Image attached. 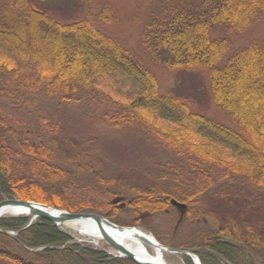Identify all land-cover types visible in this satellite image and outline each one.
<instances>
[{
    "label": "trees",
    "instance_id": "1",
    "mask_svg": "<svg viewBox=\"0 0 264 264\" xmlns=\"http://www.w3.org/2000/svg\"><path fill=\"white\" fill-rule=\"evenodd\" d=\"M261 16L264 0H164L142 32L143 49L155 64L169 71L207 73L214 105L236 129L195 112L186 100L163 93L155 74L119 41L104 34L93 18L63 24L32 0H0V94L59 97L62 102L91 96L108 108L106 120L111 127H137L186 160L189 176L181 174L175 184L181 179L184 184H174L172 191L132 190L122 185L121 178L100 181L118 190L108 191V197L133 193L127 206L136 214L165 212L173 208L171 199L184 204L189 214L209 189L224 193L227 204L241 202L237 208L242 219L231 223L213 212L200 213L212 231L203 234L201 251L195 255L201 264L209 258L232 263L240 249L249 253L264 249V227L245 218L252 206L244 192L230 195L233 188L228 184L214 187L215 181L237 178L264 189V42L254 41L218 64L231 39ZM96 19L113 23L110 7L102 6ZM220 28L226 29L227 37L213 38V31ZM54 160L52 149L35 141L24 124L0 108V202L16 198L73 214L102 215L91 198L63 193L69 185H77L78 172L93 171L89 163L75 159L77 172ZM213 176L218 178L212 180ZM117 212L115 204H110L105 216L113 221ZM27 222L0 219L1 229L19 232L16 238L0 233V261L135 264L89 247L67 248L69 237L49 222L39 219L22 230ZM216 236L235 244L212 239ZM160 242L170 247L168 241ZM185 258L186 264H192Z\"/></svg>",
    "mask_w": 264,
    "mask_h": 264
},
{
    "label": "rangeland",
    "instance_id": "2",
    "mask_svg": "<svg viewBox=\"0 0 264 264\" xmlns=\"http://www.w3.org/2000/svg\"><path fill=\"white\" fill-rule=\"evenodd\" d=\"M32 1L45 8L53 18L63 24L93 18L96 26L104 34L119 41L155 74L163 93L186 100L195 112L236 129L231 119L214 105L205 71L198 69L165 70L152 62L144 51L141 44L142 32L151 18L159 11L164 0ZM104 5L112 10L114 21L111 24L96 19L97 13ZM227 35L225 28L214 30L212 33L215 39L224 38ZM254 41L264 42L263 16L245 32L231 39V47L218 65H222L230 55ZM14 95L0 94L2 112L15 117L26 126L35 141H42L52 149L56 158L53 161L54 164L77 171L73 161L82 158L92 167L93 171L89 173L77 171L79 174L76 180L77 185H69L63 193L91 198L94 204L102 210V215L99 213L97 215L107 220L109 219L105 215L110 212V204H115L119 212L113 221L109 220L111 223L124 228L137 227L152 235L161 245L163 244L160 240L168 241L170 247H167L169 248L195 254L201 251L199 246L202 244L203 234L212 231L210 222L200 215L202 211L213 212L228 223L242 219L238 214L239 208H237L241 202L227 204L226 198L223 197L224 193L217 191L214 194L210 189L203 194L204 196L191 213H185L183 221L177 227L179 214L174 207L162 213H134L127 206V202L134 198V194L108 197V191L118 190L104 184L100 179L106 181L121 178L122 185L132 190L158 187L172 191L175 185L184 184L185 180L182 179L175 184L181 174L183 177L189 176L186 172L189 170L186 160L137 127L127 126L121 129L111 127L106 120L108 108L91 96H83L74 102H62L59 97L27 96L23 93ZM214 174L219 175L216 172ZM215 177L217 176H213L212 180ZM223 184H228V187L233 188L230 195L244 192L252 206V210L245 218L264 227V189L237 178L231 181H215L214 187L219 188ZM15 199L4 198L1 202ZM115 200L117 201L114 202ZM31 218L0 217L6 221L27 219V224ZM137 218L138 222L134 223ZM37 220L39 219L34 220L31 225ZM69 239L71 241L67 243V248L76 244L83 248L89 247L103 251L107 255L115 254L113 247L104 240L99 245H95L82 237L71 238L70 235ZM180 245L190 247V249H178ZM41 250L42 248L36 249L34 252L38 253ZM239 252L236 256L238 258L232 263L209 258L205 260V264H264V249L256 253H249L242 249ZM185 259L184 256L179 255H164L166 264H186ZM0 264L11 263L0 261Z\"/></svg>",
    "mask_w": 264,
    "mask_h": 264
},
{
    "label": "water",
    "instance_id": "3",
    "mask_svg": "<svg viewBox=\"0 0 264 264\" xmlns=\"http://www.w3.org/2000/svg\"><path fill=\"white\" fill-rule=\"evenodd\" d=\"M116 201L117 200H115L114 202H116ZM170 204L178 211V214H179L178 221L176 224V227H177L182 222L187 208L184 204L179 203L174 199L170 200ZM11 207H17V208L27 209V210L31 211L32 218H31L30 222L22 230L28 228L34 220L42 219V220L49 222L51 224V226L56 228L59 232L64 233L70 237L71 232H70V228L67 227V224L74 223V222H81V221H92V222L96 223L99 226V228L101 229V231L103 233L104 241L108 242L114 249L115 254L109 253L108 254L109 256L127 259V260L134 262L135 264H166L161 260H157L154 262L142 261L137 256L133 255L130 252H127L123 247H121V245L117 244L116 241L111 237V235L108 234L106 231L107 228L123 229V230H129V229H131V230L137 229L138 230L139 228H137V227H133V228L119 227V226L111 223L106 218L101 217L97 214H93V213L73 214V213H69L67 211L55 209L53 207H50V206H47V205H44L41 203L30 202V201H21L18 199L1 202L0 203V217H1V213H3L4 211L8 210ZM14 217H16V216H14ZM23 217H28V216H23ZM0 233L5 234V235H9L12 237H16L19 232L13 233V232H10V231H7L5 229L0 228ZM71 238H73V237H71ZM152 238H153V236H152ZM212 239L235 244L233 241L226 239V238H223V237H217L216 236V237H212ZM155 243L162 251L166 252L169 255L185 256L188 259H190L192 264H201L199 258L195 254H193L189 251L172 249V248H169V247H166V246L159 244L156 240H155Z\"/></svg>",
    "mask_w": 264,
    "mask_h": 264
},
{
    "label": "bare ground",
    "instance_id": "4",
    "mask_svg": "<svg viewBox=\"0 0 264 264\" xmlns=\"http://www.w3.org/2000/svg\"><path fill=\"white\" fill-rule=\"evenodd\" d=\"M3 216H28L32 217L31 211L27 209L11 207L1 213ZM70 228L71 237H82L95 245H99L104 240L103 233L99 226L92 221H81L67 224ZM107 233L121 245L127 252L137 256L142 261L154 262L157 260L164 261L166 252L162 251L155 243V240L142 229L123 230V229H106Z\"/></svg>",
    "mask_w": 264,
    "mask_h": 264
}]
</instances>
